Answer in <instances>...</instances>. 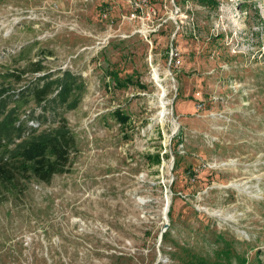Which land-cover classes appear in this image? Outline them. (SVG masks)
<instances>
[{
	"label": "rangeland",
	"instance_id": "obj_1",
	"mask_svg": "<svg viewBox=\"0 0 264 264\" xmlns=\"http://www.w3.org/2000/svg\"><path fill=\"white\" fill-rule=\"evenodd\" d=\"M132 6L0 0V89L71 76L68 104L11 107L67 119L78 150L49 184L0 185V264H261L264 0Z\"/></svg>",
	"mask_w": 264,
	"mask_h": 264
},
{
	"label": "trees",
	"instance_id": "obj_2",
	"mask_svg": "<svg viewBox=\"0 0 264 264\" xmlns=\"http://www.w3.org/2000/svg\"><path fill=\"white\" fill-rule=\"evenodd\" d=\"M44 69L40 63L32 72L43 73ZM9 76L16 77V74ZM48 80L47 75L41 76L34 88H26L21 94L12 95L7 89H0V185L15 184L24 175L49 184L55 176L71 170L72 159L78 150L67 119L61 118L58 127L53 130L40 131L37 127L29 130L20 121L17 105L11 107L26 96L33 97L39 105L53 97L54 103L68 104L74 92L72 77ZM75 106L77 104L73 102L69 109L73 110ZM116 116L122 122L129 120L120 112ZM261 264H264V258Z\"/></svg>",
	"mask_w": 264,
	"mask_h": 264
},
{
	"label": "built area",
	"instance_id": "obj_3",
	"mask_svg": "<svg viewBox=\"0 0 264 264\" xmlns=\"http://www.w3.org/2000/svg\"><path fill=\"white\" fill-rule=\"evenodd\" d=\"M131 4L133 5V18H136L139 16L141 12H144V6H147L151 3V0H130ZM172 60H175L174 57H172ZM31 125H34L36 127V124L34 122L31 123Z\"/></svg>",
	"mask_w": 264,
	"mask_h": 264
},
{
	"label": "bare ground",
	"instance_id": "obj_4",
	"mask_svg": "<svg viewBox=\"0 0 264 264\" xmlns=\"http://www.w3.org/2000/svg\"><path fill=\"white\" fill-rule=\"evenodd\" d=\"M154 78H155L156 80L159 79V76H157V73L155 74ZM167 201H168L167 204H169V205L171 206V200H170V198H168ZM170 206H168V207L165 206V207H167V208L164 209L165 220H166L167 223H168V221H169V219H168V217H167V214H168L167 212H168Z\"/></svg>",
	"mask_w": 264,
	"mask_h": 264
},
{
	"label": "water",
	"instance_id": "obj_5",
	"mask_svg": "<svg viewBox=\"0 0 264 264\" xmlns=\"http://www.w3.org/2000/svg\"><path fill=\"white\" fill-rule=\"evenodd\" d=\"M168 206H170V205H169V204H167V207H168ZM167 207H166V208H167ZM169 210H170V208H169ZM169 210H168V212H169ZM168 212H167V213H168ZM166 229H167V227H166ZM166 229H164V230H163V232L161 233V236H160V238H161V239L163 238V235H164V233H165Z\"/></svg>",
	"mask_w": 264,
	"mask_h": 264
}]
</instances>
